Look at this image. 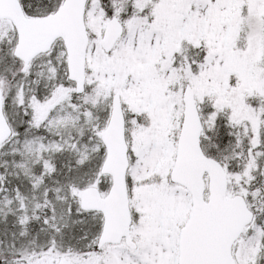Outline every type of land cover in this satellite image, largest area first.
I'll list each match as a JSON object with an SVG mask.
<instances>
[{
  "label": "snow or ice",
  "instance_id": "obj_1",
  "mask_svg": "<svg viewBox=\"0 0 264 264\" xmlns=\"http://www.w3.org/2000/svg\"><path fill=\"white\" fill-rule=\"evenodd\" d=\"M0 264H264V0H0Z\"/></svg>",
  "mask_w": 264,
  "mask_h": 264
}]
</instances>
